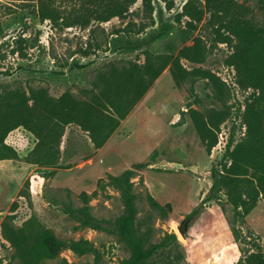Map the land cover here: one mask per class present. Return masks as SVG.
Returning <instances> with one entry per match:
<instances>
[{"label": "rangeland", "instance_id": "rangeland-1", "mask_svg": "<svg viewBox=\"0 0 264 264\" xmlns=\"http://www.w3.org/2000/svg\"><path fill=\"white\" fill-rule=\"evenodd\" d=\"M187 1L175 0L174 9L167 11L158 0L154 25L138 33L134 24H149L140 15L141 0L126 19L86 29L41 24L23 0H0V118L10 99L31 91L54 100L69 95L88 101L105 79L125 90L148 86L99 150L78 126H67L56 166L27 161L38 142L31 132L18 128L8 134L4 145L16 158L0 161V264H19L4 233L19 232L31 220L35 229L63 242L86 241L91 249L85 255L63 249L56 260L43 264H134L133 252L116 228L124 215L120 192L105 186L109 175L126 171L133 172L137 222L143 231L152 230L145 250L158 247L144 264H247L250 255L264 264V199L246 215L228 196L229 189L237 197L244 189L219 184L224 165L230 166L227 145L244 136L242 114L252 90L238 85L229 64L233 49L218 43L213 25L204 20L194 29L188 19L177 20ZM246 6L260 18L258 0H248ZM129 23L133 32L124 31ZM197 44L203 53L200 63L182 56ZM175 73L186 79L179 87ZM83 192L98 193L89 206L94 218L105 221L100 230L80 228L66 213L69 204L72 209L82 206ZM148 195L162 206L169 204L171 211L164 216L151 209ZM201 205L199 221L184 241L176 227ZM172 235L175 242L160 246Z\"/></svg>", "mask_w": 264, "mask_h": 264}, {"label": "trees", "instance_id": "trees-1", "mask_svg": "<svg viewBox=\"0 0 264 264\" xmlns=\"http://www.w3.org/2000/svg\"><path fill=\"white\" fill-rule=\"evenodd\" d=\"M25 10L31 12L43 24L49 22L53 27L69 29L74 27L89 28L92 24H105L113 19H126L131 8L138 0H23ZM158 0H141V16L149 24L133 26L137 32H143L149 25H154L155 3ZM167 11L174 9L175 0H159ZM238 0H204L202 5L198 0H188L183 6L182 13L177 20L188 19L187 25L196 28L204 20L213 25L218 43L233 49L229 59L230 66L236 71V80L243 89H251L252 93L246 101L242 114V124L245 128L244 136L233 145L226 147L227 161L224 165V175H219V184L229 189L243 188L237 196L228 190L236 209L248 215L260 201L264 199V0H258L257 18L246 2ZM132 24H127L125 32H133ZM195 50V53L192 51ZM182 56L192 62L200 63L203 53L198 44L187 48ZM180 72L178 61L175 62ZM203 78L211 79L206 72L197 71ZM176 85L179 87L186 79L178 73L174 74ZM96 94L92 93L88 101L76 100L69 95L54 100L47 95L31 91L30 95L19 94L16 101L9 100L6 112L0 118V161L15 159L16 154L4 145L9 133L24 128L37 139V145L27 157V161L40 167L58 165L61 159L60 145L65 128L70 125L78 126L88 134L94 150L101 149L118 129L123 121L142 99L148 86L139 89H122L108 79ZM199 132L202 133L199 127ZM216 141L207 145L210 151ZM8 152V153H7ZM216 176V173H214ZM132 171H126L119 177L108 176L105 186H112L120 192L124 205V215L116 221V228L120 238L128 244L133 252L134 264H144L158 247L145 250V243L151 238V229L142 230L137 219V196L133 193L134 183L131 182ZM103 184L100 180L97 185ZM105 186H101L102 190ZM98 196L97 192L88 195L83 192L79 198L82 206L72 209L69 204L66 213L75 219L80 228L100 230L101 224L90 213V202ZM150 208L166 216L171 206L160 205L151 195L147 196ZM5 240L15 249V258L19 264H43L46 260H56L63 249H69L75 254L85 255L91 252L88 242L58 240L51 232L34 228V221L25 224L19 232L6 229ZM34 240V242L31 241ZM177 240L175 235L163 240L160 246ZM61 264H68L61 261ZM247 264H263L257 255H250Z\"/></svg>", "mask_w": 264, "mask_h": 264}, {"label": "water", "instance_id": "water-1", "mask_svg": "<svg viewBox=\"0 0 264 264\" xmlns=\"http://www.w3.org/2000/svg\"><path fill=\"white\" fill-rule=\"evenodd\" d=\"M203 212V205L197 207L195 211L189 215L184 217L177 225L176 229L180 237L186 241L188 234L190 232V229L196 225V223L199 221V218Z\"/></svg>", "mask_w": 264, "mask_h": 264}]
</instances>
